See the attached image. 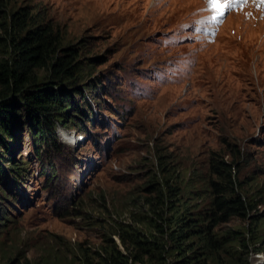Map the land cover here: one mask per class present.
I'll return each instance as SVG.
<instances>
[{
	"label": "rangeland",
	"instance_id": "rangeland-1",
	"mask_svg": "<svg viewBox=\"0 0 264 264\" xmlns=\"http://www.w3.org/2000/svg\"><path fill=\"white\" fill-rule=\"evenodd\" d=\"M19 8L75 47L72 82L92 87L42 163L26 131L4 163L0 264H264V2L214 22L208 0H0V60ZM214 159L233 165L246 215L202 236ZM184 216L196 227L175 242Z\"/></svg>",
	"mask_w": 264,
	"mask_h": 264
},
{
	"label": "trees",
	"instance_id": "trees-1",
	"mask_svg": "<svg viewBox=\"0 0 264 264\" xmlns=\"http://www.w3.org/2000/svg\"><path fill=\"white\" fill-rule=\"evenodd\" d=\"M32 18L27 8H19L8 15V47L11 52L6 60H0V172L4 163L13 158L21 131H26L29 136L33 159L42 163L47 149L60 144L56 126L61 117L68 115V107L79 110L76 105L80 101L90 105L83 91L92 86L88 84L81 89L72 82L79 63L78 51L74 46L61 47L50 27L32 23ZM38 69L47 70L52 80L38 83L34 74ZM76 96L79 100L75 99ZM211 161L210 168L220 182L211 183L209 221L213 224L198 230L202 236L218 222H226L231 216L246 215L244 200L231 176L233 165L217 159ZM47 171L53 178V169L46 168L43 174L46 175ZM176 219L179 220L175 222L178 229L171 231L168 237L175 242L178 238L184 241L190 237L188 233L194 231L196 220L188 216ZM135 244L143 253H151L150 245H157L139 239ZM176 249L179 251L180 248ZM121 258V253L114 251L109 253L107 262L120 261ZM185 258L183 255L180 259L184 261Z\"/></svg>",
	"mask_w": 264,
	"mask_h": 264
},
{
	"label": "snow or ice",
	"instance_id": "snow-or-ice-1",
	"mask_svg": "<svg viewBox=\"0 0 264 264\" xmlns=\"http://www.w3.org/2000/svg\"><path fill=\"white\" fill-rule=\"evenodd\" d=\"M236 2H243V0H223V4L221 3V0H208V4L215 8L220 15H223V9L228 7L230 4L232 3H236ZM216 17H213V19H215Z\"/></svg>",
	"mask_w": 264,
	"mask_h": 264
}]
</instances>
